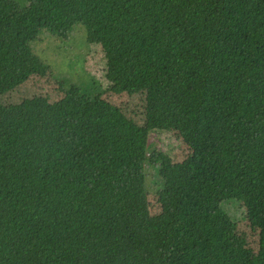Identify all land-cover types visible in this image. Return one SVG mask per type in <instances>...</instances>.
<instances>
[{
  "label": "trees",
  "instance_id": "trees-1",
  "mask_svg": "<svg viewBox=\"0 0 264 264\" xmlns=\"http://www.w3.org/2000/svg\"><path fill=\"white\" fill-rule=\"evenodd\" d=\"M78 25L114 92L146 85V125L75 77L57 102L0 100V264H264V0H0V98L49 68L44 31ZM246 197L256 253L226 208Z\"/></svg>",
  "mask_w": 264,
  "mask_h": 264
},
{
  "label": "rangeland",
  "instance_id": "rangeland-1",
  "mask_svg": "<svg viewBox=\"0 0 264 264\" xmlns=\"http://www.w3.org/2000/svg\"><path fill=\"white\" fill-rule=\"evenodd\" d=\"M85 33L84 26L78 25L71 37L63 40L44 31L34 43V50L49 64V68H46L43 74H31L22 84L3 95L0 98L2 104L10 106L34 99L57 102L66 95L65 79L75 77L93 85L92 88L99 89L101 97L118 107L129 120L138 125H146V85L140 84L121 93L114 92L107 77L104 49L100 44L88 42ZM81 84L87 87L86 84ZM150 140L176 161L185 160L191 152L176 130H153L150 132ZM148 187L149 210L151 214L156 215L162 209L158 191L152 183H148ZM226 206L231 209L239 236L245 239L247 246L256 253L261 227L257 203L246 197L239 202H227Z\"/></svg>",
  "mask_w": 264,
  "mask_h": 264
}]
</instances>
